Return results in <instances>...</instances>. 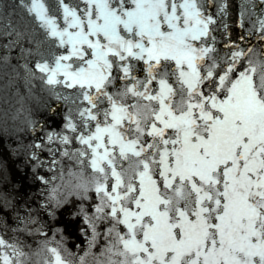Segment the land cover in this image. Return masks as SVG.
I'll return each instance as SVG.
<instances>
[{
  "label": "snow or ice",
  "instance_id": "snow-or-ice-1",
  "mask_svg": "<svg viewBox=\"0 0 264 264\" xmlns=\"http://www.w3.org/2000/svg\"><path fill=\"white\" fill-rule=\"evenodd\" d=\"M20 3L66 50L30 71L82 90L79 126L69 120L75 135L62 142L78 140L75 158L99 174L100 203L85 222L94 238L97 222L109 225L105 254L121 259L108 264H264V63L238 71L243 53H234L226 68L199 69L212 49L195 42L213 23L201 0ZM132 60L147 65L143 80ZM121 78L135 83L109 94ZM7 247L22 255L0 239ZM0 262L14 264L3 254Z\"/></svg>",
  "mask_w": 264,
  "mask_h": 264
},
{
  "label": "water",
  "instance_id": "water-1",
  "mask_svg": "<svg viewBox=\"0 0 264 264\" xmlns=\"http://www.w3.org/2000/svg\"><path fill=\"white\" fill-rule=\"evenodd\" d=\"M47 2L54 4L55 0ZM201 3L202 14L213 23L207 35L195 42L212 49L205 59L195 62L199 69L206 70L207 65L216 71L226 68L234 53H243L235 63L238 71L249 61L264 63V0ZM57 23L64 26L61 19ZM57 44L33 22L20 0H0V239L22 255L15 257L11 247L0 249V254L9 256L14 264L17 259L20 264H55L50 251L55 249L63 264H108L121 259L105 254V248L111 246L106 240L109 225L97 222L94 238L85 222L100 203L95 192L99 174L82 162L87 158H75L83 147L78 140L62 142L63 137L75 135L66 127L69 120L79 126L78 110L86 105L79 96L82 90L62 84L49 86L39 79L41 73L30 71L38 60L51 61L66 54ZM66 63L75 67L80 61ZM131 63L132 75L143 80L147 65L136 60ZM113 73L123 76L116 68ZM169 80L179 87L174 76ZM134 83L112 79L105 90L115 96ZM104 183L107 187L109 181Z\"/></svg>",
  "mask_w": 264,
  "mask_h": 264
}]
</instances>
